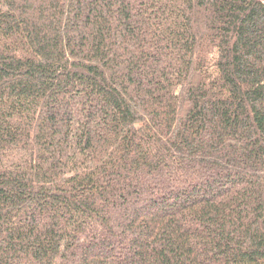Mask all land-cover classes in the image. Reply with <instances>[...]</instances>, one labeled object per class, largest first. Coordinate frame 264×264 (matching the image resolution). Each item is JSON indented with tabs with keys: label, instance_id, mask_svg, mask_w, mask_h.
<instances>
[{
	"label": "trees",
	"instance_id": "obj_1",
	"mask_svg": "<svg viewBox=\"0 0 264 264\" xmlns=\"http://www.w3.org/2000/svg\"><path fill=\"white\" fill-rule=\"evenodd\" d=\"M0 264H264V0H0Z\"/></svg>",
	"mask_w": 264,
	"mask_h": 264
}]
</instances>
